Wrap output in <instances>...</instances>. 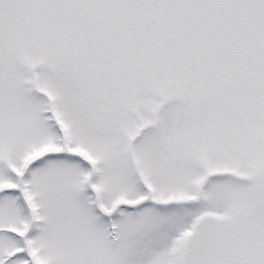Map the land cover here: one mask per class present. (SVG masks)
I'll list each match as a JSON object with an SVG mask.
<instances>
[{
	"label": "snow or ice",
	"instance_id": "snow-or-ice-1",
	"mask_svg": "<svg viewBox=\"0 0 264 264\" xmlns=\"http://www.w3.org/2000/svg\"><path fill=\"white\" fill-rule=\"evenodd\" d=\"M0 264H264V0H0Z\"/></svg>",
	"mask_w": 264,
	"mask_h": 264
}]
</instances>
